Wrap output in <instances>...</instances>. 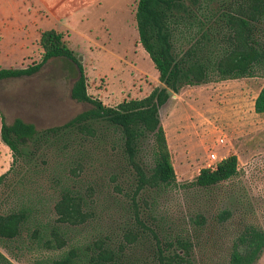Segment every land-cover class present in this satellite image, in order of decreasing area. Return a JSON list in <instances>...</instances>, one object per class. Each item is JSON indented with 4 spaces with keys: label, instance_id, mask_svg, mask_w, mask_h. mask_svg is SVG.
Wrapping results in <instances>:
<instances>
[{
    "label": "trees",
    "instance_id": "1",
    "mask_svg": "<svg viewBox=\"0 0 264 264\" xmlns=\"http://www.w3.org/2000/svg\"><path fill=\"white\" fill-rule=\"evenodd\" d=\"M134 18L160 82L141 98L107 105L90 95L64 30L40 33L38 62L0 67L2 80L31 76L54 57L67 60L76 70L70 97L89 105L43 128L1 115L12 160L0 174V245L61 250L33 264H211L198 251L204 243L219 248L228 233L226 254L214 264H255L264 230L229 223L228 209L208 213L209 192L238 172L236 154L178 182L160 108L185 86L264 75V0H137ZM254 111L264 114V85ZM47 186L55 193L51 210ZM182 188L193 190V202L170 212ZM0 264L14 263L0 251Z\"/></svg>",
    "mask_w": 264,
    "mask_h": 264
},
{
    "label": "rangeland",
    "instance_id": "2",
    "mask_svg": "<svg viewBox=\"0 0 264 264\" xmlns=\"http://www.w3.org/2000/svg\"><path fill=\"white\" fill-rule=\"evenodd\" d=\"M5 1L6 8L0 9V33L11 27L10 0ZM136 2L123 0L116 6L92 8L90 14L82 16V21L73 24L76 33L66 35L87 77L88 93L107 105L123 99L141 98L160 84L158 72L138 40L134 18ZM1 3L0 0V6ZM5 43L0 38L1 48ZM40 56V51L33 50L32 54L24 55L14 64L6 63L0 67L24 68L38 62ZM75 77L74 65L54 57L31 76L0 80V126L3 115L8 123L19 117L37 128L48 127L61 124L88 108L87 103L70 97ZM263 85L264 75H258L185 86L178 93H171L160 108L178 182L192 181L205 167L211 151L221 159L236 154L238 172L209 192L211 205L208 213L213 215L218 210L228 209L229 223L236 227L240 223L252 224L262 230L264 114L254 111V100ZM221 136L224 143L220 145L217 139ZM11 160V151L0 138V174L9 168ZM176 196L178 199L170 206V212H184L193 202V190L179 189ZM54 198V191L47 186L44 202L49 210ZM234 228L232 226V230ZM227 237L228 233L218 238L219 248L204 243L197 259L211 264L222 259L229 241ZM20 248L0 245V251L14 264H33L37 257H56L61 252ZM9 250L15 255L11 256ZM255 264H264V248Z\"/></svg>",
    "mask_w": 264,
    "mask_h": 264
},
{
    "label": "crops",
    "instance_id": "3",
    "mask_svg": "<svg viewBox=\"0 0 264 264\" xmlns=\"http://www.w3.org/2000/svg\"><path fill=\"white\" fill-rule=\"evenodd\" d=\"M121 1L123 0H10L11 27L0 33L1 40L6 41L4 48L0 47V65L14 64L24 55L32 54L33 50L41 52L38 39L42 31L54 28L67 31L68 34L73 33L76 30L73 24L82 21V16L88 14L90 9L116 6ZM1 2L0 9L6 8L7 1Z\"/></svg>",
    "mask_w": 264,
    "mask_h": 264
},
{
    "label": "built area",
    "instance_id": "4",
    "mask_svg": "<svg viewBox=\"0 0 264 264\" xmlns=\"http://www.w3.org/2000/svg\"><path fill=\"white\" fill-rule=\"evenodd\" d=\"M217 143L218 144H223L224 143V137H219L217 139ZM221 160V157H218L217 153L215 151H211L208 156H207V160L205 163V167L206 168H210V169H214L217 162Z\"/></svg>",
    "mask_w": 264,
    "mask_h": 264
}]
</instances>
